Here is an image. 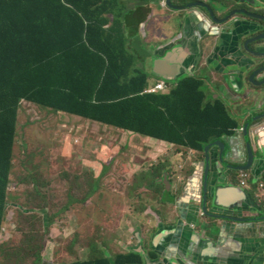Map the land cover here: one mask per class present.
Instances as JSON below:
<instances>
[{"label": "trees", "instance_id": "16d2710c", "mask_svg": "<svg viewBox=\"0 0 264 264\" xmlns=\"http://www.w3.org/2000/svg\"><path fill=\"white\" fill-rule=\"evenodd\" d=\"M120 2L0 0V256L5 253L1 230L23 101L187 149L204 153L208 148L205 184L211 150L218 147L223 161L224 139L241 127L228 105L210 95L196 75L180 77L167 94L143 93L150 78L143 50L125 32L131 23L139 26L135 21L141 19L137 16L142 3L128 10ZM109 14L113 15L110 26ZM262 115L245 121L247 132ZM86 200L70 196L62 211ZM214 217L229 222L256 220ZM258 217L264 220V215ZM140 248L113 257L98 250L93 259L68 264H145ZM156 255L149 253L152 260Z\"/></svg>", "mask_w": 264, "mask_h": 264}, {"label": "rangeland", "instance_id": "374dc122", "mask_svg": "<svg viewBox=\"0 0 264 264\" xmlns=\"http://www.w3.org/2000/svg\"><path fill=\"white\" fill-rule=\"evenodd\" d=\"M120 1L128 9L142 0ZM136 29L128 35L142 50L143 39L134 37ZM257 32L254 27L247 35ZM254 57L256 66L264 65V57ZM253 87L244 86L243 91ZM260 89L264 91V86ZM250 105L242 100L239 107ZM19 117L1 230L5 252L1 264H35L37 258V264H68L93 259L98 250L113 257L147 243L146 237L163 219L151 206L162 199L164 185L170 184L163 178L173 166L170 145L163 149L150 138L28 101L22 102ZM157 164L163 165L162 171ZM252 174L255 186L250 189L264 206V148L256 149ZM148 185L153 188L148 190ZM70 196L87 200L62 211Z\"/></svg>", "mask_w": 264, "mask_h": 264}, {"label": "crops", "instance_id": "0c3cea01", "mask_svg": "<svg viewBox=\"0 0 264 264\" xmlns=\"http://www.w3.org/2000/svg\"><path fill=\"white\" fill-rule=\"evenodd\" d=\"M163 2L142 0L137 16L141 19L135 21L139 26L131 23L125 31L130 33L133 28H139L134 31V37L143 39V65L150 74L148 84L154 81L170 84L184 75H196L205 82L210 95L221 98L233 115L239 119L241 115L242 121L238 119L241 127L235 135L224 139L227 145L224 162L220 161L217 147L210 152L206 205L202 203L205 153L151 139L163 149L170 145L174 150L169 154L171 159L166 155L173 166L163 176L170 184L164 185L162 199L151 206L157 210L155 215L162 214L163 219L153 235L146 237L147 243L131 247L128 252L141 247L139 250L145 252V264H264V220L257 217L264 213V206L256 200V193H250V188L242 185L241 172L226 166L227 163L243 166L246 162L243 124L255 112L259 114L264 106V91L260 88L243 91L244 79L258 61L244 54L243 40L251 28L259 30L261 26L257 21L247 22L243 16L235 19V24L219 26L203 9L205 6L176 11L165 8ZM180 2L189 3L190 0ZM106 16L110 26L113 15ZM132 42L138 47L136 38ZM207 69L210 72L206 73ZM244 93L250 95L247 97ZM242 100H248L251 105L240 108ZM263 119L262 115L250 129L249 137L255 149L264 148ZM180 148L189 153L183 154L178 151ZM203 206L210 216L203 212ZM217 215L254 217L256 220L229 222L215 218ZM150 252L157 254L154 260L149 257ZM2 259L3 255L0 264Z\"/></svg>", "mask_w": 264, "mask_h": 264}, {"label": "flooded vegetation", "instance_id": "af4514ba", "mask_svg": "<svg viewBox=\"0 0 264 264\" xmlns=\"http://www.w3.org/2000/svg\"><path fill=\"white\" fill-rule=\"evenodd\" d=\"M211 3L205 2V0H190L189 3H183L180 2V0H176L174 3V0H170V5L172 10L180 11L182 9H190L191 7L196 8V6H205L203 7L204 10H207L206 12L209 14V16L212 18V21H215L216 25L219 26H226L230 24H235V19H237L239 16H243L247 18V22L253 24L254 21H257L260 24V28L256 34L252 33V35H247L244 37L243 40V51L244 54L250 55V56H256V57H264V46L262 47V43H264V0H211ZM168 3V0H164L163 6L167 9H169V6H166ZM222 9H225V11H222ZM235 12V15L228 19L225 20ZM212 13V16L210 15ZM251 19V20H249ZM225 20V21H222ZM251 53V54H250ZM264 63V62H263ZM264 73V65L260 66H255L252 71L248 72L244 79V85L247 86H256L257 88H261L262 84H264V77L261 79L260 75ZM239 95V94H238ZM264 114V110L259 112V115ZM264 120V119H263ZM255 123V122H254ZM253 126V125H252ZM251 126V127H252ZM243 133V132H242ZM250 130L247 133V140L249 141L250 137ZM244 136V135H243ZM245 140V136L243 137ZM247 140H245V150H246V162L244 163L243 166H236L232 164H226V166L230 167V169L235 170L236 172H241V177L243 173H246V183L244 186H248L249 188H254L255 185H253V181L251 180L254 178L252 174V167L254 163V158L256 156V149L254 146V143H250L249 141V146L252 150L253 153V161L251 167L246 170L242 171L239 169V167H244L247 165L248 160H249V152H248V147H247ZM251 140V139H250ZM218 148V147H217ZM219 149V148H218ZM219 158H220V149H219ZM166 158H158L157 160L159 161H164ZM158 161V162H159ZM170 161V160H169ZM221 162H224L220 159ZM157 169L160 171L163 168V165L159 167V165H156ZM209 175H210V169H209ZM208 175V176H209ZM237 175H235L236 178ZM240 176V174H239ZM243 180V179H242ZM249 180V183H248ZM204 196H203V201L202 203L206 205L207 202V186H208V181L207 184L204 182ZM252 191V189H249ZM252 193V192H250ZM205 208V210H204ZM203 212L207 215H211L210 212H208L207 207L203 206L202 208ZM264 215V213L258 215L261 216ZM257 216V217H258Z\"/></svg>", "mask_w": 264, "mask_h": 264}, {"label": "built area", "instance_id": "2783aa9c", "mask_svg": "<svg viewBox=\"0 0 264 264\" xmlns=\"http://www.w3.org/2000/svg\"><path fill=\"white\" fill-rule=\"evenodd\" d=\"M169 87L166 83L164 82H159L157 84H150L148 86H146L143 89V93L146 94H151V93H167L169 91ZM242 179L243 181L241 182L242 185H244L246 183V173L242 174Z\"/></svg>", "mask_w": 264, "mask_h": 264}, {"label": "water", "instance_id": "95a60500", "mask_svg": "<svg viewBox=\"0 0 264 264\" xmlns=\"http://www.w3.org/2000/svg\"><path fill=\"white\" fill-rule=\"evenodd\" d=\"M168 4H169V6H171L170 5V0H168ZM234 15H235V12H233L232 14H230V16L228 18H226L225 20H228V19L232 18ZM225 20H222V21H225ZM263 116H264V114H263ZM242 131H243L244 136L247 137V133H248L247 132V129L245 127H243ZM247 147H248V152H249V160H248V163H247L246 166L239 167V169H241L242 171L248 170L251 167L252 161H253V153H252V150H251V148L249 146V141L248 140H247ZM204 152L207 153L208 152V148H206ZM204 210H205V208H204Z\"/></svg>", "mask_w": 264, "mask_h": 264}, {"label": "clouds", "instance_id": "9594fccd", "mask_svg": "<svg viewBox=\"0 0 264 264\" xmlns=\"http://www.w3.org/2000/svg\"><path fill=\"white\" fill-rule=\"evenodd\" d=\"M166 6H169V4L167 3V5ZM170 8H171V6H169ZM159 82H164V83H166L167 85H168V87L170 88L169 89V91L167 92V93H169L170 92V90H171V88L173 87V85H170L169 83H167V82H165V81H154L153 83H151V84H157V83H159ZM148 85H150V84H148ZM147 85V86H148ZM167 93H161V94H167ZM146 94V93H145ZM151 94H158V93H151ZM25 102H27V101H25ZM31 104H33V103H31ZM35 105V104H34ZM94 123H96V122H94ZM145 137V136H144ZM147 138H150V137H147ZM150 139H153V138H150ZM156 141H160V140H157V139H155ZM168 143V142H167ZM171 144V143H170ZM178 146V145H177ZM205 153V152H204ZM205 155H206V153H205ZM11 166H12V168H11V171H10V174H11V172H12V169H13V160H12V164H11Z\"/></svg>", "mask_w": 264, "mask_h": 264}, {"label": "bare ground", "instance_id": "6f19581e", "mask_svg": "<svg viewBox=\"0 0 264 264\" xmlns=\"http://www.w3.org/2000/svg\"><path fill=\"white\" fill-rule=\"evenodd\" d=\"M167 1V0H166Z\"/></svg>", "mask_w": 264, "mask_h": 264}]
</instances>
